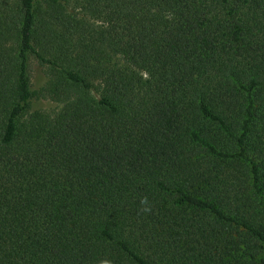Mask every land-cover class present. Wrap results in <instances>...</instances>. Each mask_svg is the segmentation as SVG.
Wrapping results in <instances>:
<instances>
[{
    "label": "trees",
    "instance_id": "16d2710c",
    "mask_svg": "<svg viewBox=\"0 0 264 264\" xmlns=\"http://www.w3.org/2000/svg\"><path fill=\"white\" fill-rule=\"evenodd\" d=\"M0 264H264V0H0Z\"/></svg>",
    "mask_w": 264,
    "mask_h": 264
},
{
    "label": "rangeland",
    "instance_id": "374dc122",
    "mask_svg": "<svg viewBox=\"0 0 264 264\" xmlns=\"http://www.w3.org/2000/svg\"><path fill=\"white\" fill-rule=\"evenodd\" d=\"M30 77H31L33 86L36 89H39L40 87H42V85L46 81V76H45L44 71L35 63L34 64L32 63ZM36 106L43 110H53L57 107L55 103L48 101V100L38 101Z\"/></svg>",
    "mask_w": 264,
    "mask_h": 264
},
{
    "label": "clouds",
    "instance_id": "9594fccd",
    "mask_svg": "<svg viewBox=\"0 0 264 264\" xmlns=\"http://www.w3.org/2000/svg\"><path fill=\"white\" fill-rule=\"evenodd\" d=\"M141 203H142V204H143V203H146V198H145V200H142ZM146 210H147V209H146Z\"/></svg>",
    "mask_w": 264,
    "mask_h": 264
}]
</instances>
